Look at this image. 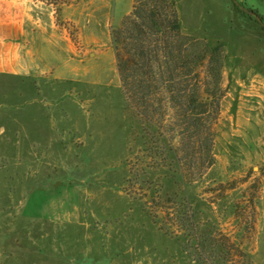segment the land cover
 Instances as JSON below:
<instances>
[{"label": "rangeland", "instance_id": "obj_1", "mask_svg": "<svg viewBox=\"0 0 264 264\" xmlns=\"http://www.w3.org/2000/svg\"><path fill=\"white\" fill-rule=\"evenodd\" d=\"M176 1L183 36L225 46L213 166L186 185L150 160L110 37L132 0L97 42L63 23L79 49L51 74L0 73V264H264V0Z\"/></svg>", "mask_w": 264, "mask_h": 264}, {"label": "trees", "instance_id": "obj_2", "mask_svg": "<svg viewBox=\"0 0 264 264\" xmlns=\"http://www.w3.org/2000/svg\"><path fill=\"white\" fill-rule=\"evenodd\" d=\"M41 1L55 5L53 0ZM132 3L131 13L110 33L122 93L144 132L150 160L165 167L176 164L184 183L191 185L214 163V127L226 95L225 46L183 36L176 0ZM263 23L261 18L260 26ZM204 241L218 250L217 241ZM223 242L224 260L233 263L236 251L226 239ZM213 255L210 264L220 258Z\"/></svg>", "mask_w": 264, "mask_h": 264}, {"label": "crops", "instance_id": "obj_3", "mask_svg": "<svg viewBox=\"0 0 264 264\" xmlns=\"http://www.w3.org/2000/svg\"><path fill=\"white\" fill-rule=\"evenodd\" d=\"M53 1L56 6L41 0H0V73L6 71L5 73L10 76L20 77L51 74L50 69H39V59H48L62 53L70 54L79 49V44L73 41L71 34L62 32L59 25L64 23L76 26L83 42H97L100 36L97 28L99 17H103L102 24L106 25L111 12L114 14L117 5L119 6L121 1L124 2V0ZM127 2L131 5V0ZM124 14L122 11L118 20Z\"/></svg>", "mask_w": 264, "mask_h": 264}, {"label": "water", "instance_id": "obj_4", "mask_svg": "<svg viewBox=\"0 0 264 264\" xmlns=\"http://www.w3.org/2000/svg\"><path fill=\"white\" fill-rule=\"evenodd\" d=\"M251 15H253L252 13H250ZM256 19L259 21V23H261V19L257 16Z\"/></svg>", "mask_w": 264, "mask_h": 264}]
</instances>
